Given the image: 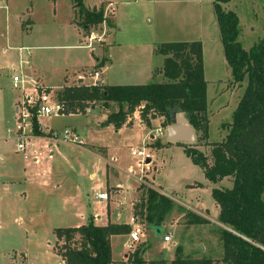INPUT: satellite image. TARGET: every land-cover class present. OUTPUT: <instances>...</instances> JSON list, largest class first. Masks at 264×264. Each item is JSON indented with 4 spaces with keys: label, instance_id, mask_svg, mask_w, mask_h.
Wrapping results in <instances>:
<instances>
[{
    "label": "rangeland",
    "instance_id": "rangeland-1",
    "mask_svg": "<svg viewBox=\"0 0 264 264\" xmlns=\"http://www.w3.org/2000/svg\"><path fill=\"white\" fill-rule=\"evenodd\" d=\"M82 2L91 9L102 4L100 8L104 12L105 21L88 32L81 28L82 19L72 8V0H9L7 3L9 9L25 13L21 21L24 33L20 35L21 29L12 27L10 42L28 49L22 55L31 57L24 58L23 62L31 63L34 70L40 71L44 87L51 88L48 92L56 96L63 89H59L60 85L66 84L63 77L72 79L77 71L85 83L78 84L74 77L69 85L90 86L93 80L89 75L100 72L94 68L95 60L106 58L107 63L102 68L105 84L148 85L154 82L151 69H160L163 64V59L153 54L157 46L199 41L202 44L203 76L207 83V139L201 140L200 133L194 131L192 144L167 145L166 130L159 128L162 121L157 119L159 123H152V129L146 130L137 122L133 123L135 116L140 120L137 111L129 120L132 125L129 128L121 131L102 128L103 114L116 112L117 105L110 104L106 110L102 103H97L85 108L82 114L66 112L62 117L39 119L42 129L48 131L44 134L48 138L45 140L46 136H39L35 149L41 156L37 162L30 154H26L25 159L24 154L15 150V135L8 133L15 130L14 109L22 99V93L12 89L11 77L19 68L17 59L10 72L0 71V156L4 159L0 162V260L7 264H62L55 252L64 242L55 237L54 229L79 227L89 222L94 224L89 216L95 215H99L100 222H103L107 202L96 201L95 195L100 192L109 194L111 212L123 210L128 219L131 206L133 209L138 204L136 200L131 205L137 188L144 185L146 190L149 184L156 189L160 186L167 194L178 193L180 198L177 199V195L166 197L172 201L173 208L164 217L158 235L143 219L133 217L132 210L134 224L129 218L128 225L131 231L139 230V242L127 249L129 240L123 246L124 239L115 236L112 240L113 259L120 260L126 251L128 256L143 245V258L147 262L168 264L174 260L177 247L184 258L220 260L223 256L217 234L220 225L208 221L209 217L215 216L211 188L188 186L194 182H206L201 169L193 165L184 152L185 149L198 150L210 160L211 145L226 137V127L232 121L246 85V82L242 85L234 83L223 57L212 0ZM223 8L235 13L238 19L237 39L243 49L249 50L261 41L264 0H230ZM27 13H30L31 23ZM4 15L5 10L0 9V24ZM29 27V33L25 34ZM0 32H4L3 29L0 28ZM90 33L103 37L100 45L94 43L93 51L86 47ZM31 72L25 67L22 76L31 80ZM33 80L42 86L41 82ZM157 80L162 81V78ZM68 129L78 135L81 144L47 143L50 132L62 133ZM160 131L162 134L158 138ZM132 150H143L150 163L146 164L145 160L144 166H138L140 159L131 156ZM92 172L96 174L91 178ZM227 182L222 183L221 189L229 186ZM116 190L118 195L112 196ZM145 190H138V196L141 193L146 195ZM185 208L192 212L208 210L209 217L208 212L201 217L208 224L190 228L187 223L192 218L185 216L189 212ZM165 236L171 237L170 243L164 244Z\"/></svg>",
    "mask_w": 264,
    "mask_h": 264
},
{
    "label": "trees",
    "instance_id": "trees-1",
    "mask_svg": "<svg viewBox=\"0 0 264 264\" xmlns=\"http://www.w3.org/2000/svg\"><path fill=\"white\" fill-rule=\"evenodd\" d=\"M230 0H212L218 25L223 57L230 68L235 84L246 82L227 125V135L212 144L210 160L198 150H184L193 165L198 166L206 181L217 184L224 179L232 181L227 189L213 188L211 198L219 208L217 234L222 246L220 260L184 258L176 249L174 260L168 264H264V35L249 50L238 41L239 22L232 11L223 6ZM74 10L82 19L84 32L99 26L104 12L89 11L82 0H72ZM163 59L160 69L152 73L153 83L138 86H67L55 96L67 112L82 114L85 108L102 103L109 109L117 105V111L106 114L103 127L114 130L129 127L130 118L137 111L143 126L151 130L152 122L161 120V128L170 125L178 113L184 115L191 129L207 139L208 120L202 44L193 42L162 43L153 52ZM100 61L98 67L102 68ZM161 77L162 81L157 78ZM32 134L43 136L36 119ZM170 143L167 142V145ZM159 146V145H158ZM178 146H184L179 144ZM144 185L138 204L133 207V217L143 219L150 227L159 228L172 208V201L159 194L150 184ZM192 218L189 226L206 225L208 221L187 212ZM128 224L108 223L104 227L89 222L86 226L54 229L55 237L64 244L56 255L63 264H165L163 261L147 262L143 258L144 247L139 246L128 254L124 262H114L111 256V237L128 235Z\"/></svg>",
    "mask_w": 264,
    "mask_h": 264
},
{
    "label": "built area",
    "instance_id": "built-area-1",
    "mask_svg": "<svg viewBox=\"0 0 264 264\" xmlns=\"http://www.w3.org/2000/svg\"><path fill=\"white\" fill-rule=\"evenodd\" d=\"M103 42V37L98 38L94 33H90L87 37L86 47L90 50H94V43L100 45ZM23 49H19L20 53H23ZM28 52V51H27ZM29 56V55H27ZM24 65H28L24 62ZM22 67L18 68V73L11 77L12 89L19 90L22 93V99L17 102L14 109V116L16 118V126L14 131H9L8 133L15 135V150L16 152L24 154V158L27 159L26 154H30L34 159V162H37V159L41 154L35 149V144L40 140L39 136L32 134L33 130V119H36L38 127L41 131L39 119L49 118L50 116L62 117L65 116L66 108L60 104L55 98L53 92L46 90L42 86L38 85L34 80H27L22 76ZM90 79L93 80V83L90 86L100 87L101 80L99 72L95 71L89 75ZM26 86H30L27 88ZM48 142L58 144H81V141L78 135L73 132L71 129L65 130L62 133L53 131L50 132ZM161 131L158 132L157 136H160ZM46 135H43L44 137ZM48 138L47 136L45 137ZM42 139V138H41ZM37 141V142H35ZM40 142V141H39ZM131 156L134 158L140 159L138 166H144V161L147 159V155L143 150L131 151ZM107 193L105 194H96L95 198L99 201L107 200ZM131 223L134 224V220L131 218ZM139 230L136 228L132 230L129 234V244L126 245V248L129 249L132 244L139 242ZM171 240L170 236H165L163 239L164 243H169Z\"/></svg>",
    "mask_w": 264,
    "mask_h": 264
},
{
    "label": "crops",
    "instance_id": "crops-1",
    "mask_svg": "<svg viewBox=\"0 0 264 264\" xmlns=\"http://www.w3.org/2000/svg\"><path fill=\"white\" fill-rule=\"evenodd\" d=\"M8 1L9 0H0V9L1 10H5V15L3 16V17H1V24H0V28L1 29H3V31L4 32H0V71H4V70H7L8 72H10V70L13 68V66H15V64H16V61H17V59H18V63H19V66L18 67H22V72L24 71V69H25V67L31 72V74L33 75V79H36V80H38L39 82H41V85L43 86V88H45L46 90H49V89H51L50 87L48 88V87H44V85H43V80H42V78H41V75H40V71L39 70H34V66H32L31 65V63H28V62H26V61H24L25 63H27L28 65L26 66V65H24V62H23V59L24 58H27V57H31V55H29V56H27V55H22L23 53H20L19 52V49H23V50H28L27 48H24V47H22L21 45H18V46H16V45H14L15 43H13L12 44V42H10L11 41V32H12V27H14L16 30H19V28L21 29V33H20V35H22L24 32H23V28H21V21H23V17L25 16L24 14L25 13H22V12H19L18 10H11V9H9L8 7V5H7V3H8ZM52 1H54V0H52ZM5 2V3H4ZM104 4V3H103ZM102 6V4L100 5V7ZM85 7V6H84ZM100 7H98V8H94V9H91V8H87L88 10H99L100 9ZM86 8V7H85ZM27 12H29V10L27 11ZM27 15H28V20H29V23H31L32 21H31V19H30V13H27ZM14 21H16L17 23L15 24L14 23ZM30 29H31V27H29L28 28V30H27V32H25V34H28L29 33V31H30ZM6 31V32H5ZM11 31V32H10ZM19 35V34H18ZM18 44V43H17ZM20 46V47H19ZM15 47H19L18 49H17V51L15 50ZM105 50H107V49H105ZM24 52V51H23ZM107 52V51H106ZM105 52V53H106ZM15 54H16V56H15ZM107 59L108 58H106L105 60L104 59H96L95 61H96V65L94 66V68L96 69H99V74H100V80H101V82L103 83V85H105V86H109V85H107V84H105V82H104V79L102 78V68L105 66V64L107 63ZM100 61H103L104 62V64H103V66H102V68H99L98 67V65H99V63H100ZM155 69H151V74L153 73V71H154ZM95 72V71H94ZM79 72L77 71V73H74V77L72 76V79H69L68 78V76H64L63 77V80H64V82L66 83V84H63V85H60V87H59V89H62V88H66L67 86H71V85H69V82L70 81H72L73 80V78L74 79H76V81L78 82V84H84L85 83V79L83 78V77H81V75H79L78 74ZM102 78V79H101ZM32 79V80H33ZM80 81H82L81 83H80ZM103 121L101 122V124L106 120V115L105 114H103ZM134 122H137V124L138 125H140L142 128H145L144 126H143V124L141 123V121L138 119V117H136L135 116V119H134V121H133V123ZM152 123H159V121L157 120V121H155V122H152ZM132 126V125H131ZM131 126H129V127H131ZM102 127V126H101ZM129 127H122L121 129H125V128H129ZM40 128H41V132L42 133H44L45 134V132H48V131H44L43 129H42V126L40 125ZM102 128H111V129H113L111 126H108V127H102ZM159 128H161L160 126H159ZM121 129L120 130H118V131H121ZM146 129V128H145ZM146 130H148V129H146ZM74 132V131H73ZM158 138H159V136H158ZM150 139L153 141V139H154V137L153 136H151L150 137ZM36 145H37V143L35 144V148H36ZM174 144H170V146H173ZM86 146V145H85ZM92 149H94V148H92ZM4 161V159L0 156V162H3ZM202 171V170H201ZM188 173H190V171L188 172ZM203 173V172H202ZM94 174H96V173H90V176H91V178H92V175H94ZM204 176V175H203ZM205 179V178H204ZM205 182H206V184H202V183H197V182H194V184L193 185H188L189 187H191V188H194V187H202V186H209L210 188H211V191H212V189L213 188H222L221 186H222V183H224V182H227L225 179L224 180H222V181H220V182H218L217 184H213V183H210V182H208V181H206L205 180ZM5 184V186L4 187H6V183H4ZM227 184H229V186L228 187H226V188H224V189H227V190H229L231 187H232V182H227ZM151 185V184H150ZM154 188V187H153ZM138 189H139V187L137 188V190H136V195H135V199L132 201V203H131V205L133 204V202L134 201H136L137 199H138V193L139 192H137L138 191ZM159 194H161V195H163V196H165V197H171V196H173V195H177V196H175V197H177V199H179L180 198V194H178V193H176V194H167V193H165L164 191H163V189L159 186V188L158 189H156V188H154ZM105 193H107V192H100V193H97V194H105ZM107 200H105V201H99V200H97L96 198V201L97 202H100V203H105V202H107V215H106V218H104L103 220V222H100L101 220H100V216L99 215H95V217H93V216H89L91 219H92V221L94 222V225L95 226H100V227H104V226H106L108 223H112V224H118V225H124V224H128L129 222H130V220H129V218H131V213H132V206H131V209H130V212H129V217H128V219H127V217H126V212L125 211H123V210H120V211H116L115 213H113V212H111L110 211V203L108 202L109 201V194L107 193ZM111 195L112 196H117L118 195V190H116V192L115 191H113V193H111ZM179 195V196H178ZM176 199V201L180 204V201H178ZM186 210H188L189 212H191L192 214H194V215H197V216H200V217H203L207 212H208V210H205V211H197V212H192L191 210H189L188 208H185ZM214 210H215V216H214V218H212L211 219V217H209V212H208V217H209V219H208V221L209 222H211L212 223V221H214V223H217L218 222V213H219V208H218V206H217V204L214 202ZM203 213V214H202ZM186 215V214H185ZM187 223V222H186ZM87 225V224H86ZM86 225H83V226H86ZM187 226V225H186ZM78 227V226H77ZM80 227V226H79ZM175 227H176V229H177V226L175 225ZM190 228H192V226H190ZM114 237L115 236H112L111 237V256H112V240L114 239ZM121 238H123L124 240H123V246H124V244H126V242H128V240H129V237H128V235H124V236H120ZM171 241V240H170ZM170 243V242H169ZM164 244H168V243H164ZM126 248V247H125ZM179 247H177L176 249H178ZM202 246L200 247V250H202ZM183 252H184V250H183ZM126 253H127V251L125 252V254H123L124 256L120 259V260H114L113 259V256H112V259H113V261L114 262H120L121 260H125V257L127 256L126 255ZM175 253V252H174ZM168 256H170V254L168 255ZM175 257V256H174ZM15 259V258H14ZM0 264H7L6 262H4V261H2V259L0 260ZM63 264V263H62Z\"/></svg>",
    "mask_w": 264,
    "mask_h": 264
},
{
    "label": "water",
    "instance_id": "water-1",
    "mask_svg": "<svg viewBox=\"0 0 264 264\" xmlns=\"http://www.w3.org/2000/svg\"><path fill=\"white\" fill-rule=\"evenodd\" d=\"M82 81H80L81 83ZM166 141L170 144H192L195 140L194 129H191L184 115L181 113L175 114L170 121V125L165 128ZM146 164L150 163L149 159H146ZM159 228L152 227L155 231V235H158L161 231Z\"/></svg>",
    "mask_w": 264,
    "mask_h": 264
}]
</instances>
